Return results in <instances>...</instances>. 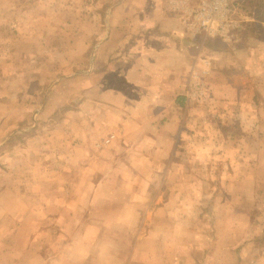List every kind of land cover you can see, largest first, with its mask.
I'll list each match as a JSON object with an SVG mask.
<instances>
[{"label":"crops","instance_id":"0c3cea01","mask_svg":"<svg viewBox=\"0 0 264 264\" xmlns=\"http://www.w3.org/2000/svg\"><path fill=\"white\" fill-rule=\"evenodd\" d=\"M200 4L0 0V264H264V0Z\"/></svg>","mask_w":264,"mask_h":264},{"label":"built area","instance_id":"2783aa9c","mask_svg":"<svg viewBox=\"0 0 264 264\" xmlns=\"http://www.w3.org/2000/svg\"><path fill=\"white\" fill-rule=\"evenodd\" d=\"M230 12L231 7L227 0H201L195 15L201 18V27L204 31L212 34L226 31L231 33L237 22L230 17Z\"/></svg>","mask_w":264,"mask_h":264},{"label":"rangeland","instance_id":"374dc122","mask_svg":"<svg viewBox=\"0 0 264 264\" xmlns=\"http://www.w3.org/2000/svg\"><path fill=\"white\" fill-rule=\"evenodd\" d=\"M233 6H236V7H238V8H240V9H242V10H244L245 12H246V8H249V6H252V7H257V10H260V8H261V0H231L230 1V7H231V9H233ZM256 10V9H255ZM236 15V13L233 15V16H235ZM236 17V16H235ZM232 32V31H231ZM18 138V137H17ZM19 139H21V137H19ZM66 193V192H65ZM129 231V230H128ZM121 237H123V236H121ZM120 236H118V237H115V238H113V239H115L116 241H120V238H121ZM125 238V241H126V245H127V248H128V251H127V255H126V262H127V260L128 259H130V258H132L133 257V253H132V251H131V237H128V236H125L124 237ZM66 239V238H65ZM109 239H110V237H109ZM95 240H97V245H99V246H103L104 245V241L101 239V238H95ZM111 240V239H110ZM113 246H115L116 245V243H111ZM115 249H117L116 248V246H115ZM132 253V254H131ZM114 254H116V253H111V256H113ZM136 257L134 256L133 257V260L135 259Z\"/></svg>","mask_w":264,"mask_h":264}]
</instances>
